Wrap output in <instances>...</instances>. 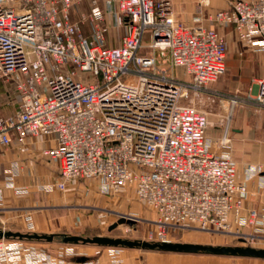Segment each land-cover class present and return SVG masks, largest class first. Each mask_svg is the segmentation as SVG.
Masks as SVG:
<instances>
[{
	"label": "built area",
	"instance_id": "2783aa9c",
	"mask_svg": "<svg viewBox=\"0 0 264 264\" xmlns=\"http://www.w3.org/2000/svg\"><path fill=\"white\" fill-rule=\"evenodd\" d=\"M83 1L0 0V79L13 80L18 95L16 109L0 116V145L49 137L43 153L59 175L47 189L66 192L85 179L107 196L133 189L156 214L148 240L171 241L174 229L264 238V217L246 208L264 196V182L257 192L248 186L264 168L248 164L240 179L230 152L212 148L207 113L184 101L225 73L226 27L243 47H264V0H233L209 13L210 25L179 19L172 0H89L75 21ZM112 25L125 30L119 44L106 41ZM252 89L248 100L264 108V75ZM229 97L234 107L239 98ZM230 141L227 125L220 145ZM3 199L0 188V212ZM10 245L0 239L2 264H45L38 253L9 262Z\"/></svg>",
	"mask_w": 264,
	"mask_h": 264
},
{
	"label": "rangeland",
	"instance_id": "374dc122",
	"mask_svg": "<svg viewBox=\"0 0 264 264\" xmlns=\"http://www.w3.org/2000/svg\"><path fill=\"white\" fill-rule=\"evenodd\" d=\"M198 1H194V6H199ZM89 7V0L75 5L71 11L72 19L75 21L79 20L82 13L86 12ZM207 10H209L208 7ZM223 32L228 38L227 68L225 73L216 81L211 82L202 92L198 94L189 92L188 98L184 99V101L193 102L199 109L207 113L209 124L206 133L212 138V148L220 152H230L238 167L243 165L244 162L264 161V109L255 102L248 100L249 95L253 91L254 79L263 76L264 73H262L260 68L262 60L255 56L240 55L241 47L236 37L230 33L227 35L225 29ZM124 34L125 30L122 26L112 25L105 32L106 41L108 44H115ZM144 39L145 41L149 39L148 33ZM176 74L183 79H190L181 68L176 69ZM229 96H237L239 98L238 103L234 107L230 106ZM17 98L18 95L13 80L0 79V115L12 113L17 107ZM227 125H229L231 141L229 146H224L220 145V139ZM2 148L0 147V151ZM82 182H85L83 191L80 194H76L75 199L72 201L69 200L68 209L61 211L60 209L51 210L53 217L44 219L48 224V228L44 232L39 231V233L57 234L64 232L84 236L110 235L131 239H149L148 231L152 227L151 220L156 218V214L150 206L137 199L133 189L129 188L118 195L107 196L100 192L98 183L94 179H85ZM57 192H59L60 196L62 193L65 194V192L60 190H57ZM79 199H82V201H79ZM78 203H81V205ZM36 211L43 217L42 214L46 212L45 206L40 204ZM70 211L71 213H69ZM2 213H4V210L0 212V215ZM122 216L132 217L135 221L133 224H119L110 230L109 226ZM0 229L36 232L35 224L33 228L25 226L22 229H18L17 227L9 226L7 219L0 220ZM245 231L251 232L253 228L247 227ZM167 238L173 242L191 241L205 244L253 245L264 248V238H255L254 240L250 239L249 242H244L235 235L210 233L198 229H174L168 232ZM5 240L11 243L9 248L12 251L9 252V257L13 261L9 262L14 263L30 262L26 261V257L37 253L45 257L46 261H43L45 264L79 263L75 258L82 253L93 259L92 261H85L86 264H119V262H122L101 261L100 257L107 246L66 243L63 241L62 236H56L52 241L19 238H5ZM119 249L121 251L141 253V257L154 252L174 255L182 254L140 248L118 247ZM85 262L81 261L80 263L83 264ZM2 263H6V261H0V264ZM136 263L155 264L153 261H136Z\"/></svg>",
	"mask_w": 264,
	"mask_h": 264
},
{
	"label": "crops",
	"instance_id": "0c3cea01",
	"mask_svg": "<svg viewBox=\"0 0 264 264\" xmlns=\"http://www.w3.org/2000/svg\"><path fill=\"white\" fill-rule=\"evenodd\" d=\"M194 1L173 0L177 16L187 23H194L196 17H200L203 23L210 25L207 18L209 13L229 8L233 0H199V6H194ZM207 7L209 10H207ZM225 30L227 35L230 33L236 37L232 26L226 27ZM226 39L228 41L227 37ZM236 39L241 47L240 55L255 56L261 59L262 64L260 68L262 73H264V47L260 45L243 47L237 37ZM120 42L121 38L115 44H119ZM241 137L239 138L241 139ZM207 138L212 141L210 136L207 135ZM51 145L52 141L47 136H28L24 143H19L16 139H13L8 147L0 145V147H3L0 151V188L4 193V213L0 215V220L7 219L9 226L17 227L18 229L28 226L26 217L30 214L35 224L36 232H44L48 228V224L44 219L53 217L51 210H67L70 204L69 200L72 201L75 199L76 194H80L83 191L85 182L70 184L65 194L62 193V197L57 192V189L54 188L52 190L43 187L49 182L54 181L59 175V163L48 159L43 153L44 149ZM249 163L261 165L264 168V161L244 162L243 165L238 166L240 179L245 178V167ZM10 180H12V183ZM263 182L264 174L248 180L250 192H257V190L262 189L261 184ZM21 188H24V190ZM79 201H82V199H79ZM40 204L45 206L46 212L42 214L43 217L36 211ZM78 204L81 205V203ZM250 207H256L259 211L260 219H263L264 196L257 195L255 201L250 198L247 199L246 208L249 209ZM261 226H264V224ZM100 258L101 261H122L119 264H137L136 261H153L155 264H264L263 258L213 254L182 253L174 255L154 252L141 257V253L121 251L120 249L118 250V247L111 246L105 247L103 255ZM75 260L92 261L93 259L87 256V254L82 253Z\"/></svg>",
	"mask_w": 264,
	"mask_h": 264
},
{
	"label": "water",
	"instance_id": "95a60500",
	"mask_svg": "<svg viewBox=\"0 0 264 264\" xmlns=\"http://www.w3.org/2000/svg\"><path fill=\"white\" fill-rule=\"evenodd\" d=\"M133 218L122 216L118 221L109 226L112 230L122 223H134ZM56 236H62L66 243L97 244L101 246L140 248L153 251L171 252V253H192V254H213L222 256H241L256 257L264 259V248L249 245H225V244H205L191 241H159L148 239H131L123 237H114L110 235L84 236L70 233H39V232H21L14 230L0 229V239L19 238L36 239L52 241Z\"/></svg>",
	"mask_w": 264,
	"mask_h": 264
},
{
	"label": "trees",
	"instance_id": "16d2710c",
	"mask_svg": "<svg viewBox=\"0 0 264 264\" xmlns=\"http://www.w3.org/2000/svg\"><path fill=\"white\" fill-rule=\"evenodd\" d=\"M26 240V239H25ZM27 240H36V239H27ZM148 250V249H147Z\"/></svg>",
	"mask_w": 264,
	"mask_h": 264
}]
</instances>
